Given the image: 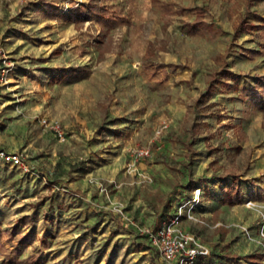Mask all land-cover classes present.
Returning a JSON list of instances; mask_svg holds the SVG:
<instances>
[{"label": "rangeland", "instance_id": "rangeland-1", "mask_svg": "<svg viewBox=\"0 0 264 264\" xmlns=\"http://www.w3.org/2000/svg\"><path fill=\"white\" fill-rule=\"evenodd\" d=\"M89 1L0 0V147L29 167L0 161V264H161L142 230L173 218L194 264H264V41L234 31L264 0L65 19Z\"/></svg>", "mask_w": 264, "mask_h": 264}, {"label": "built area", "instance_id": "built-area-1", "mask_svg": "<svg viewBox=\"0 0 264 264\" xmlns=\"http://www.w3.org/2000/svg\"><path fill=\"white\" fill-rule=\"evenodd\" d=\"M1 62H5L4 58H1ZM40 123L52 131L56 138L64 139V131L57 120L42 118ZM147 153V150L139 152V154ZM0 161L22 172L29 171L25 155L21 151H8L0 147ZM176 221L177 218H173L154 228H145L142 232L158 254L161 264H194L198 257L207 254V250L192 235L178 228Z\"/></svg>", "mask_w": 264, "mask_h": 264}, {"label": "trees", "instance_id": "trees-1", "mask_svg": "<svg viewBox=\"0 0 264 264\" xmlns=\"http://www.w3.org/2000/svg\"><path fill=\"white\" fill-rule=\"evenodd\" d=\"M166 5L168 7L171 6L169 3ZM195 10L199 14H203L206 11V7L201 6ZM63 14L66 20L73 23L81 21L82 19H90L91 17L99 25H112L115 22V16L112 15L106 5L100 3L99 0H90L87 4L72 6L70 9L65 10ZM234 31L235 33L253 35L258 41L261 39L264 41V15L256 11L246 10L239 18ZM165 66L173 67V64H166ZM254 92L260 95L261 99H264V93L258 92L256 88ZM19 251V248H17L16 252Z\"/></svg>", "mask_w": 264, "mask_h": 264}]
</instances>
